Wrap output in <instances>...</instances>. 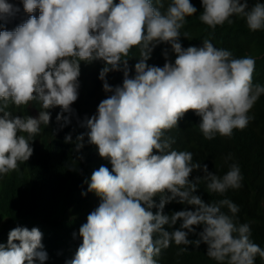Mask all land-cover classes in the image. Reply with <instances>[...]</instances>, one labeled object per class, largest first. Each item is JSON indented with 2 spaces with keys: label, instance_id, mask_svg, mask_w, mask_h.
<instances>
[{
  "label": "clouds",
  "instance_id": "9594fccd",
  "mask_svg": "<svg viewBox=\"0 0 264 264\" xmlns=\"http://www.w3.org/2000/svg\"><path fill=\"white\" fill-rule=\"evenodd\" d=\"M247 8V0H0V180L30 167L45 143H62L101 198L91 213L84 205L59 219L57 234L42 221L9 224L0 264H165L173 247L201 242L219 264L264 259V243L234 220L241 168L203 165L206 175L195 177L192 151L198 138L231 139L252 126L264 54L202 46L186 26L196 18L215 30L242 15L263 31L264 3ZM112 74L122 86L113 88Z\"/></svg>",
  "mask_w": 264,
  "mask_h": 264
},
{
  "label": "trees",
  "instance_id": "16d2710c",
  "mask_svg": "<svg viewBox=\"0 0 264 264\" xmlns=\"http://www.w3.org/2000/svg\"><path fill=\"white\" fill-rule=\"evenodd\" d=\"M256 3H264V1L247 0L246 11ZM230 19L232 23L225 22L224 25L217 26L213 30L200 25L196 18H192L189 20L186 30L195 39H202V46L203 40L209 39L211 42L216 41L219 44L232 47L239 55H244L245 52L254 56L263 55L264 29H261L263 30L261 32L250 30L242 15H233ZM255 80L258 83H264V56L257 61ZM85 83L90 85L87 81ZM110 83L113 88L123 84L119 81L118 76L113 74L110 75ZM257 104L254 110V123L248 130L238 133L231 139L216 138L205 141L198 138L192 151L195 154L196 163L201 164V168L195 172V177L206 175L203 165H207L208 171L213 173H224L232 164L241 168L244 174L242 189L230 194L232 202L240 206L242 210V215L240 217L235 215L234 220L237 225L249 224L250 239L254 243H264V98ZM64 146L62 143H45L44 150L36 158H33L27 171L25 168L12 177L0 180V202L3 204L0 203V243L5 240L3 244H7V239H4L3 235L10 225L15 228L21 226L25 221H42L48 227L52 226L51 229L56 228L54 233L57 234V230L61 229L59 218L65 219L73 211L78 213L84 205L88 207L90 213L99 206L101 198L95 192L88 191L91 179L88 168L80 164L77 157L64 153ZM108 164L112 169L110 160ZM65 185L67 186L65 187ZM3 197H5L4 200ZM27 214L30 215L27 216ZM194 227L196 233L203 230L202 225ZM72 229L71 225H67L68 232H71ZM196 233H190L188 238L190 240L198 239ZM60 240V237L48 239L49 249L53 250L60 245ZM170 246L178 245L172 242ZM188 247V250L184 252L177 249L179 247H173L175 249L165 259V264H219L218 261L207 255V244L201 242L199 247L194 244H190ZM255 264H264V259L257 255Z\"/></svg>",
  "mask_w": 264,
  "mask_h": 264
},
{
  "label": "bare ground",
  "instance_id": "6f19581e",
  "mask_svg": "<svg viewBox=\"0 0 264 264\" xmlns=\"http://www.w3.org/2000/svg\"><path fill=\"white\" fill-rule=\"evenodd\" d=\"M109 161V160H108ZM59 162V161H58ZM110 165V164H109ZM54 170V169H53ZM56 170V169H55ZM26 171H27V168H26ZM51 172H52V170H51ZM82 172V171H81ZM80 172V173H81ZM33 173V172H32ZM32 173H31V175H32ZM18 174V173H17ZM24 174V173H23ZM30 174V173H29ZM50 175V174H49ZM48 175V176H49ZM35 176H37V175H35ZM10 177H12V176H10ZM29 177V176H28ZM28 177H27V179H28ZM39 177V176H38ZM47 177V176H46ZM51 177V176H50ZM86 177H88L87 175H86ZM41 179V178H40ZM46 179V178H45ZM49 179V178H48ZM47 179V180H48ZM87 179V178H86ZM52 180V179H51ZM28 181H30V180H28ZM58 181V180H57ZM74 181V180H73ZM11 182V181H10ZM51 182V181H50ZM62 183H64V182H62ZM71 184V183H70ZM10 185V184H9ZM8 185V186H9ZM16 185V184H15ZM20 185V184H19ZM67 185H65V187H66ZM71 186V185H70ZM84 186V185H83ZM19 187H21V185L19 186ZM56 187V186H55ZM39 188V187H38ZM57 188V187H56ZM36 189V188H35ZM27 190V189H26ZM42 190V189H41ZM44 190V189H43ZM7 191V190H6ZM31 191H33L34 192V190H31ZM65 191H66V189H65ZM16 192V191H15ZM77 192V191H76ZM90 192V191H89ZM6 193H8V192H6ZM5 193V194H6ZM62 193H64V192H62ZM19 194V193H18ZM89 194H91V193H89ZM1 195H3L2 193H1ZM40 195V194H39ZM43 195V194H42ZM41 196V195H40ZM42 197V196H41ZM4 198L5 197H3V200H4ZM27 198V197H26ZM59 198V197H58ZM29 199V198H28ZM19 200V199H18ZM30 200V199H29ZM67 201H68V199H66ZM33 201V200H32ZM5 202V201H4ZM26 203H27V201H25ZM95 202V201H94ZM1 203V205H3L2 204V202H0ZM35 203V202H34ZM24 204V203H23ZM36 204V203H35ZM0 205V206H1ZM8 205V204H7ZM10 205H12V204H10ZM19 206V205H18ZM90 206V205H89ZM92 206V205H91ZM35 207V206H34ZM96 207V206H95ZM31 208V207H30ZM94 208V207H93ZM92 209V208H91ZM32 212V211H31ZM59 212V211H58ZM23 213V212H22ZM52 213V212H51ZM21 214V213H20ZM30 214H27V216H29ZM35 215V214H34ZM34 215H32V216H34ZM37 215V214H36ZM1 216H2V214H1ZM34 217H36V216H34ZM58 217V216H57ZM33 218V217H32ZM3 219V218H2ZM34 219V218H33ZM60 219V218H59ZM27 220V219H26ZM25 221V220H24ZM46 221V220H45ZM49 221H50V219H49ZM10 222V221H9ZM23 223H26V221L25 222H23ZM49 223V222H48ZM7 225H8V223H6ZM57 224V223H56ZM6 225V226H7ZM19 225V224H18ZM21 225V224H20ZM3 227V226H2ZM50 227H52V226H50ZM61 228V227H60ZM1 229V228H0ZM56 229V228H55ZM3 230V229H2ZM5 231V230H4ZM3 233V232H2ZM5 241V240H4ZM4 241H3V243H4ZM50 242V241H49ZM51 243V242H50ZM52 245V244H51ZM54 247V246H53ZM50 248V247H49ZM55 249V248H54ZM50 250H52V249H50Z\"/></svg>",
  "mask_w": 264,
  "mask_h": 264
}]
</instances>
